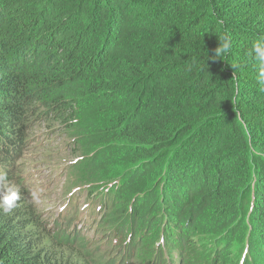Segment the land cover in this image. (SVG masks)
<instances>
[{
    "label": "trees",
    "instance_id": "16d2710c",
    "mask_svg": "<svg viewBox=\"0 0 264 264\" xmlns=\"http://www.w3.org/2000/svg\"><path fill=\"white\" fill-rule=\"evenodd\" d=\"M225 33L230 54L209 58ZM261 34L264 0H0V169L21 183L32 122L69 124L96 153L87 194L109 209L98 235L111 249L133 230L107 261L96 246L63 262L55 249L87 240L60 219L44 248L23 190L17 215L0 212V264H128L136 231L179 250L156 249L158 264H186L202 236L211 264H264V91L250 55Z\"/></svg>",
    "mask_w": 264,
    "mask_h": 264
},
{
    "label": "rangeland",
    "instance_id": "374dc122",
    "mask_svg": "<svg viewBox=\"0 0 264 264\" xmlns=\"http://www.w3.org/2000/svg\"><path fill=\"white\" fill-rule=\"evenodd\" d=\"M52 118L54 116H51ZM34 124L29 131L32 137L28 146L21 151L20 159L15 163V173L20 176L21 183L18 185L22 190L28 193L36 187L44 188V193L40 203H32L35 215L39 222H44L43 230L34 231L33 234L40 237L44 248L55 244L52 236L57 234L60 229L56 222L61 221L64 225L63 232L70 235L71 238L79 235L84 237L89 249H83L80 246H65L55 249V253L63 262L73 261L83 252L94 249L99 250L100 256L107 261L113 255L115 249H119L128 244L133 230L127 227L126 231L116 233L112 237L114 246L110 249L107 242H103L105 237L99 236L101 231L108 227L105 219L109 209L103 202L90 201L88 188L92 184V179L88 176L87 163L96 158V153L90 150H83L76 146L72 140V129L67 127L69 124L61 125L59 122H51L48 119ZM95 157V158H94ZM109 187V184H107ZM98 187L106 186L97 184ZM20 206V205H19ZM109 206V204H108ZM15 214H7L15 216ZM76 214V226L73 229L66 230V223ZM71 217V218H70ZM35 219V218H34ZM31 229V227H30ZM136 239L133 242L132 253H128V264H158L154 259L156 249H163L164 256L174 257L179 255V250L173 249L172 244L166 246L164 242L152 245L151 242H144V234L135 232ZM191 241L189 246H185L183 252L186 257V264H211L214 254L211 250L207 236H202ZM103 242V243H102ZM95 252H92L94 255ZM174 260L164 261L166 264H174ZM182 258L178 264H182ZM96 263V260H93ZM164 263V264H165ZM162 264V263H159Z\"/></svg>",
    "mask_w": 264,
    "mask_h": 264
},
{
    "label": "clouds",
    "instance_id": "9594fccd",
    "mask_svg": "<svg viewBox=\"0 0 264 264\" xmlns=\"http://www.w3.org/2000/svg\"><path fill=\"white\" fill-rule=\"evenodd\" d=\"M219 46L215 49V56L212 59L219 58L230 54L231 37L230 34H223L218 37ZM250 55L254 56L258 62V84L261 85L260 90L264 91V34L258 36L252 45ZM44 193V188L36 187L28 193V201L32 203H40ZM25 201V194L22 188L13 183L8 173L0 169V212L11 214L19 206L20 202Z\"/></svg>",
    "mask_w": 264,
    "mask_h": 264
}]
</instances>
